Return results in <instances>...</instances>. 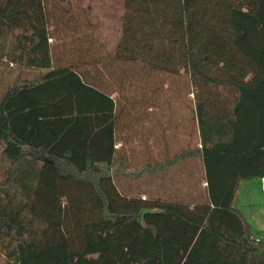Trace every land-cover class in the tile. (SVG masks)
<instances>
[{"label":"trees","instance_id":"16d2710c","mask_svg":"<svg viewBox=\"0 0 264 264\" xmlns=\"http://www.w3.org/2000/svg\"><path fill=\"white\" fill-rule=\"evenodd\" d=\"M63 1L0 0V264H264L214 170L264 162V0Z\"/></svg>","mask_w":264,"mask_h":264},{"label":"crops","instance_id":"0c3cea01","mask_svg":"<svg viewBox=\"0 0 264 264\" xmlns=\"http://www.w3.org/2000/svg\"><path fill=\"white\" fill-rule=\"evenodd\" d=\"M217 172H239L242 174H260L264 171V162L254 160L251 154H236V156H220V161L215 163ZM203 171V169H202ZM261 175L241 177L238 181L232 204L243 215L250 226L253 237L264 241V189L261 188ZM202 184L203 181H202Z\"/></svg>","mask_w":264,"mask_h":264},{"label":"rangeland","instance_id":"374dc122","mask_svg":"<svg viewBox=\"0 0 264 264\" xmlns=\"http://www.w3.org/2000/svg\"><path fill=\"white\" fill-rule=\"evenodd\" d=\"M63 3L69 5L73 11H77L80 21L85 20V13L90 19L95 20L97 22V30H99L102 35L110 38L117 36V29L115 26L122 13L123 0H64ZM4 76L6 77V74H4ZM183 93V97H185L187 86H184ZM160 96L162 98L164 93H161ZM190 97H192V95H190ZM188 115L189 113L185 114L186 117ZM185 128L187 130L185 129L182 131L183 137H187L191 132L190 125L185 126ZM144 188L147 187L145 186Z\"/></svg>","mask_w":264,"mask_h":264},{"label":"built area","instance_id":"2783aa9c","mask_svg":"<svg viewBox=\"0 0 264 264\" xmlns=\"http://www.w3.org/2000/svg\"><path fill=\"white\" fill-rule=\"evenodd\" d=\"M260 182H261V188L264 189V175L261 176Z\"/></svg>","mask_w":264,"mask_h":264}]
</instances>
